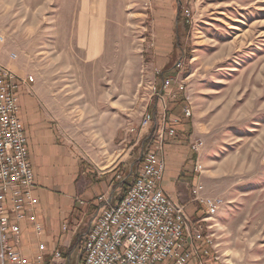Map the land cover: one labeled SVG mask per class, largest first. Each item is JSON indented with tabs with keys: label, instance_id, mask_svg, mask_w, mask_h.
<instances>
[{
	"label": "rangeland",
	"instance_id": "rangeland-1",
	"mask_svg": "<svg viewBox=\"0 0 264 264\" xmlns=\"http://www.w3.org/2000/svg\"><path fill=\"white\" fill-rule=\"evenodd\" d=\"M163 8L159 0H0V61L34 77L78 157L109 170L131 148L128 164L136 170L153 131L138 130L157 85L146 88L157 76L149 61L169 38L174 52L166 75L187 85L166 98L170 114L184 106L194 112L188 138H176H185L189 151L195 140L204 142L196 160L201 182L222 198L213 220L238 202L244 218L229 226L240 233L227 239L225 251L214 232L220 257L214 264H264V0H175L178 24ZM96 21L105 28L104 47L97 60L86 61L80 32L87 40ZM92 41L97 53L98 34ZM94 212L85 216L83 232ZM71 247L69 264H79L82 236Z\"/></svg>",
	"mask_w": 264,
	"mask_h": 264
},
{
	"label": "built area",
	"instance_id": "built-area-1",
	"mask_svg": "<svg viewBox=\"0 0 264 264\" xmlns=\"http://www.w3.org/2000/svg\"><path fill=\"white\" fill-rule=\"evenodd\" d=\"M3 40L0 35V41ZM10 58L16 59L17 54L11 53ZM182 65L183 62L178 61L175 68H182ZM155 70L162 79L161 85L151 90L154 98L139 124V132L153 126L141 155L140 171L126 193L115 204L108 203L94 218L79 264H190L191 261L214 264L220 258L214 231L213 236H206L203 231L213 229V223L209 222L222 207V198L209 195L202 183L193 187L194 200L205 210L194 234L189 235L190 240L186 235L190 218L184 205L173 201L162 187L167 165L165 138L178 134L180 122L179 116L170 114L167 99L176 98L187 85L186 79L178 75L167 76L161 68ZM33 81V76L21 77L0 61V264L64 262L60 250H55L47 263L43 252L32 261L18 248L22 233L20 222L27 218V211L35 203V171L20 117L19 91L24 84ZM183 113L187 118L192 117L191 106H184ZM129 130L134 132L136 128L132 126ZM203 145L204 142L197 139L192 142L191 149L199 153ZM30 218L40 234L43 226L34 214ZM197 240H203L205 247L198 246ZM43 248L41 245V250Z\"/></svg>",
	"mask_w": 264,
	"mask_h": 264
},
{
	"label": "crops",
	"instance_id": "crops-1",
	"mask_svg": "<svg viewBox=\"0 0 264 264\" xmlns=\"http://www.w3.org/2000/svg\"><path fill=\"white\" fill-rule=\"evenodd\" d=\"M174 1L159 0L164 7L160 12L170 19L175 13V20L178 24L179 18L174 10ZM170 19L165 20L169 22ZM95 24L96 30H92V36L87 40L83 28L82 33L80 32L79 46L88 50L89 56L86 61L97 60L104 47L105 28L100 24V21H96ZM95 33L98 34L99 38V51L97 53H94L95 42L92 41ZM161 42L162 45L157 47L156 56H152L149 64L151 67L161 68L166 75V67L169 64L168 57L174 52V45L169 38L168 40L167 38L161 39ZM4 64L19 76L28 77L27 75L23 76L9 64ZM149 72L152 73L150 70ZM148 77L151 78L152 75L148 74ZM161 79L162 76H156L147 80L146 88L149 89L150 82H155L158 86L161 85ZM19 104L21 107L20 117L28 136L30 161L35 171L33 187L35 203L32 209L27 211V218L20 222L22 233L18 248L25 257L32 261L43 252L44 261L47 263L54 251L60 250L64 256L63 264H69L70 257L74 252V247H71L73 242L82 236L83 250V244L94 218L108 203L115 204L126 193L140 171L141 158L138 167L134 170L132 161L128 164L130 148L128 152L122 155L118 163L113 167L110 166L109 170L105 168L103 170L99 165L85 157H78L63 135L58 118L46 104L44 95L35 82H28L21 87ZM174 114L180 117L177 135L182 133L185 138H188L186 133L189 134V129H191L190 118L184 116L183 109L178 113L180 115ZM177 135H167L165 138L164 155L167 165L162 179V187L173 201L184 205L190 218V227L186 232L189 237L191 233L194 234L197 223L204 216L205 208L194 200L192 192L193 187L202 182L200 172L197 169L198 163L196 164L198 152L192 150L188 143L190 152L186 146L187 140L176 138ZM236 189L245 192L246 188L238 187ZM119 191H122L121 196L115 197L114 193ZM101 197L103 199H100ZM238 203L221 209L214 220L209 222L217 224L218 230L215 228L213 231L217 235L215 241L221 252L226 250V242H229L227 239L234 240L239 236L238 228L229 227L235 226L237 222L242 223L244 220L243 217L239 219L243 214ZM91 210H95V212L90 226L83 232L84 218ZM32 214L36 216L37 222L43 226V231L40 234L37 233L35 223L30 218ZM206 232L207 230L203 231L204 234ZM189 238L192 240L191 237ZM196 243L200 247H205L203 240H197ZM41 245H44L43 250H41ZM227 260L231 259L228 258ZM190 264L196 263L191 261ZM227 264L230 263L227 262Z\"/></svg>",
	"mask_w": 264,
	"mask_h": 264
}]
</instances>
